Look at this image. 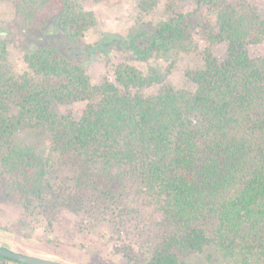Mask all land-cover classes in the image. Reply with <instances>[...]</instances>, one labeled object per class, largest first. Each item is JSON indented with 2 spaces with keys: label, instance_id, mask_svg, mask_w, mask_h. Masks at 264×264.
Wrapping results in <instances>:
<instances>
[{
  "label": "trees",
  "instance_id": "obj_1",
  "mask_svg": "<svg viewBox=\"0 0 264 264\" xmlns=\"http://www.w3.org/2000/svg\"><path fill=\"white\" fill-rule=\"evenodd\" d=\"M0 1L24 29L53 24L68 40L24 52L17 73L0 38V193L26 192L49 222L63 209L107 221L123 237L122 264H186L180 255L208 246L234 264H264V53L253 52L264 45V11L205 0L206 41L226 51L202 50V64L185 71L190 89L127 60L92 84L84 58L95 53L86 40L95 15L81 0ZM177 1L166 0L167 19L150 32L119 41L133 60L195 48ZM77 101H86L79 119L58 109Z\"/></svg>",
  "mask_w": 264,
  "mask_h": 264
},
{
  "label": "rangeland",
  "instance_id": "obj_2",
  "mask_svg": "<svg viewBox=\"0 0 264 264\" xmlns=\"http://www.w3.org/2000/svg\"><path fill=\"white\" fill-rule=\"evenodd\" d=\"M235 1V0H231ZM140 0H81V6L95 15L94 25L86 31V40L94 44V55L85 56L84 64L92 84H99L105 78H113V66L120 60H127L143 72L155 68L168 74L167 81L175 87L192 89L193 83L185 76L189 68L202 64V50L209 47L218 57L225 54L224 44H208L204 31L214 21L213 13L205 0H178L176 10L184 14V25L195 40V48L186 51L172 48L167 53H152L145 61L133 60L124 42L151 31L161 21L167 19L166 0H160L151 10L144 11ZM259 12L264 11V0H248ZM0 38L6 40L9 59L15 72L26 69L23 54L41 45H55L65 49L67 38L53 24L37 33L24 29L14 19L10 3L0 1ZM140 40V37H139ZM254 53H264V45L253 49ZM158 85L147 89L157 90ZM86 101L62 104L59 111L74 119H79ZM110 185H112L110 183ZM115 183L113 182V186ZM116 186V185H115ZM132 212L129 213L131 217ZM41 213L33 197L11 186L0 193V246L13 251L55 258L68 264H122L118 251L123 237L114 233L107 221L101 218L90 220L84 212L63 209L51 220ZM53 240V242H48ZM60 243H56V242ZM186 264H234L222 252L208 246L201 253L180 255ZM0 264H19L0 259Z\"/></svg>",
  "mask_w": 264,
  "mask_h": 264
},
{
  "label": "water",
  "instance_id": "obj_3",
  "mask_svg": "<svg viewBox=\"0 0 264 264\" xmlns=\"http://www.w3.org/2000/svg\"><path fill=\"white\" fill-rule=\"evenodd\" d=\"M0 255L18 261L22 264H68L64 261L55 258L43 257V256H37L28 253L13 251L11 249H6L1 246H0Z\"/></svg>",
  "mask_w": 264,
  "mask_h": 264
},
{
  "label": "crops",
  "instance_id": "obj_4",
  "mask_svg": "<svg viewBox=\"0 0 264 264\" xmlns=\"http://www.w3.org/2000/svg\"><path fill=\"white\" fill-rule=\"evenodd\" d=\"M14 263V262H13Z\"/></svg>",
  "mask_w": 264,
  "mask_h": 264
}]
</instances>
